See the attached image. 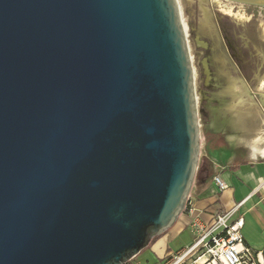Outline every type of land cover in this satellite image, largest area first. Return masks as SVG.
Returning a JSON list of instances; mask_svg holds the SVG:
<instances>
[{"label": "water", "instance_id": "obj_1", "mask_svg": "<svg viewBox=\"0 0 264 264\" xmlns=\"http://www.w3.org/2000/svg\"><path fill=\"white\" fill-rule=\"evenodd\" d=\"M200 146L177 0H0V264L128 262Z\"/></svg>", "mask_w": 264, "mask_h": 264}, {"label": "rangeland", "instance_id": "obj_2", "mask_svg": "<svg viewBox=\"0 0 264 264\" xmlns=\"http://www.w3.org/2000/svg\"><path fill=\"white\" fill-rule=\"evenodd\" d=\"M177 1L194 70L199 162L207 146L222 143V132L236 133L235 141H264V8L226 0Z\"/></svg>", "mask_w": 264, "mask_h": 264}, {"label": "crops", "instance_id": "obj_3", "mask_svg": "<svg viewBox=\"0 0 264 264\" xmlns=\"http://www.w3.org/2000/svg\"><path fill=\"white\" fill-rule=\"evenodd\" d=\"M222 133L221 144L204 149L183 214L136 255V264H168L194 242L193 220L208 226L218 212L232 210L233 218H243L244 240L264 264V141L255 137L235 141L236 133ZM215 176L224 182L223 189Z\"/></svg>", "mask_w": 264, "mask_h": 264}, {"label": "built area", "instance_id": "obj_4", "mask_svg": "<svg viewBox=\"0 0 264 264\" xmlns=\"http://www.w3.org/2000/svg\"><path fill=\"white\" fill-rule=\"evenodd\" d=\"M214 181L220 189L225 187L218 176ZM233 211L218 212L208 226L193 220L190 227L196 232L194 242L168 264H263L244 240L243 218H233Z\"/></svg>", "mask_w": 264, "mask_h": 264}, {"label": "bare ground", "instance_id": "obj_5", "mask_svg": "<svg viewBox=\"0 0 264 264\" xmlns=\"http://www.w3.org/2000/svg\"><path fill=\"white\" fill-rule=\"evenodd\" d=\"M184 24V23H183ZM184 28H185V26H184Z\"/></svg>", "mask_w": 264, "mask_h": 264}, {"label": "trees", "instance_id": "obj_6", "mask_svg": "<svg viewBox=\"0 0 264 264\" xmlns=\"http://www.w3.org/2000/svg\"><path fill=\"white\" fill-rule=\"evenodd\" d=\"M153 239H154V238H153ZM153 239H152V240H153Z\"/></svg>", "mask_w": 264, "mask_h": 264}]
</instances>
